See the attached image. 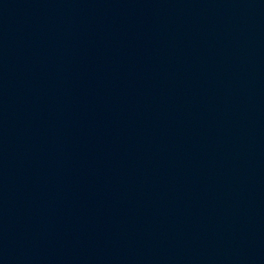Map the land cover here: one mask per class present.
<instances>
[{
  "label": "water",
  "instance_id": "95a60500",
  "mask_svg": "<svg viewBox=\"0 0 264 264\" xmlns=\"http://www.w3.org/2000/svg\"><path fill=\"white\" fill-rule=\"evenodd\" d=\"M0 264H264V0H0Z\"/></svg>",
  "mask_w": 264,
  "mask_h": 264
}]
</instances>
